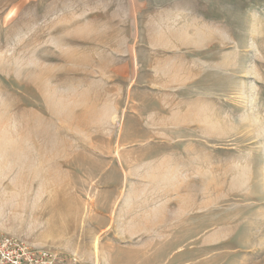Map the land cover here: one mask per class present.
Wrapping results in <instances>:
<instances>
[{
    "label": "rangeland",
    "instance_id": "1",
    "mask_svg": "<svg viewBox=\"0 0 264 264\" xmlns=\"http://www.w3.org/2000/svg\"><path fill=\"white\" fill-rule=\"evenodd\" d=\"M0 232L264 264V0H0Z\"/></svg>",
    "mask_w": 264,
    "mask_h": 264
},
{
    "label": "built area",
    "instance_id": "2",
    "mask_svg": "<svg viewBox=\"0 0 264 264\" xmlns=\"http://www.w3.org/2000/svg\"><path fill=\"white\" fill-rule=\"evenodd\" d=\"M51 249L38 248L0 232V264H57Z\"/></svg>",
    "mask_w": 264,
    "mask_h": 264
}]
</instances>
